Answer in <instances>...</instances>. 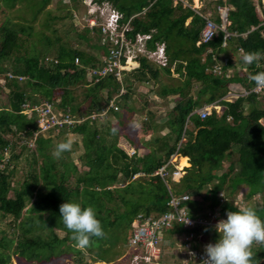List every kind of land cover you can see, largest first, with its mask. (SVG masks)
<instances>
[{
  "label": "trees",
  "instance_id": "16d2710c",
  "mask_svg": "<svg viewBox=\"0 0 264 264\" xmlns=\"http://www.w3.org/2000/svg\"><path fill=\"white\" fill-rule=\"evenodd\" d=\"M185 1L186 5L181 0H93L99 6L109 5L120 15L119 26L129 27L127 40L133 42L136 35H149L147 49L163 45L165 65L156 67L146 57L137 56V69L125 73L122 79L126 92L133 83L146 85L157 80L160 71L170 80L173 75L177 78L175 84L163 85L157 93L159 99H176L162 124L165 133L154 137L143 155L136 151L128 155L123 147L127 143L135 148L120 133L127 115H131L126 111L122 117L120 112L128 95L115 100L117 111L106 110L119 84L110 77L95 83L89 76V70L102 65L109 49L99 28L84 27L78 35L91 53L58 39L55 44L44 41L43 50L35 52L29 34L14 25H0V264H9L10 257L17 263L59 264L71 256L78 257L74 262L81 264L80 248H76L72 233L60 220L59 206L65 202L95 209L106 237H93L94 243L86 250L97 248L99 262H104L100 256L105 254L102 246H112L119 233L129 231L137 215L149 218L168 211L169 193L187 195L182 206L189 217L207 220L206 211L209 216L217 212L220 218H226L228 211H238L242 206L232 199L243 188L246 202L260 198V203L251 207L264 220V127L258 123L264 112L254 107L255 95L232 102L221 100L227 92L226 81L223 75L217 77L209 71L222 63L220 55L229 64V56L239 50H243L242 57L244 52L264 51V6L260 0L213 1V21L220 25L216 8L227 7L226 31L234 35L227 47L221 48L220 30L213 41L196 46L204 23L198 14L205 15V10H193L192 0ZM89 34H93L92 39ZM102 41L107 44H91ZM246 70L244 84L248 90L255 85L249 81V74L264 71V61L259 68L253 65ZM79 85L86 88L75 94ZM216 102L220 106L218 114L212 112L201 120L195 113ZM42 103L76 116L79 122L70 128L39 132L34 113L25 115L23 106ZM247 104L252 106L245 113ZM101 110L104 114L99 117ZM92 114L96 115L94 119L90 118ZM148 115L151 124L153 117ZM150 127L155 130L157 124ZM66 134L78 137L79 142L56 159L50 149L56 148ZM77 152L75 163L69 155ZM174 154L187 158L189 166L177 181L168 178L167 188L154 173ZM22 157L27 167L20 184L13 187L15 166ZM7 218L10 237L1 226ZM114 232L111 241L107 233ZM189 232L194 234L188 240L194 251L201 249L198 242L204 235L211 234L214 243L219 239L212 226L204 225L190 231L174 228L165 234L183 235L185 240ZM252 251L264 264V246L254 244Z\"/></svg>",
  "mask_w": 264,
  "mask_h": 264
},
{
  "label": "rangeland",
  "instance_id": "374dc122",
  "mask_svg": "<svg viewBox=\"0 0 264 264\" xmlns=\"http://www.w3.org/2000/svg\"><path fill=\"white\" fill-rule=\"evenodd\" d=\"M93 0H13L10 3H6L4 0H0V25L8 24L12 27L14 25L16 29L24 31L26 34H29V42L35 52L43 50V42H49V40L55 44V40H59L63 44H66L70 47H77L86 52L91 53L92 51L87 49L85 44L78 39V35L82 34V29L86 26V22L89 19L88 13L99 11L102 13L100 16L99 23H102L106 20V15L111 11V8L107 4H102L100 6L92 3ZM185 3V2H184ZM203 5L206 6L207 10L211 11L212 2L211 0H202ZM186 5V3H185ZM263 5V4H262ZM93 37V34H89ZM102 43L107 42H91L92 45L99 46ZM143 41L139 42L138 46L132 48V56L143 54L148 58V60L153 63L156 67L161 65L163 58H160L162 53L156 49L149 50L146 48L145 44L143 46ZM157 47L162 48V45ZM47 51L48 48L46 47ZM140 52H137V51ZM100 52H97V54ZM221 65V64H220ZM159 78L155 81H150L146 85L133 83L130 88V92H126L128 95V101L123 111L121 112L122 117L127 115L128 111H131V115H127L128 119L126 120V125L120 129V133L125 134L127 139L133 143L135 148H131L127 143L123 144L124 149L129 153L131 150L136 151L139 155L146 154L149 150V143L154 137L162 136L165 131L162 129V124L165 119L166 113H168L167 107L165 113H161L162 104L161 100L164 101V105L167 106V100L159 99L157 93L163 85L172 86L175 84L176 76L173 75L172 79L164 75L161 71L159 73ZM84 85H79L77 87V92L75 94H80L85 90ZM192 94L194 91L191 92ZM56 98V95H53V99ZM174 101L176 97L170 96ZM171 110V109H170ZM127 111V112H126ZM25 114H30L29 110L25 111ZM152 115V122L150 124L149 115ZM162 122V123H161ZM157 124V128L154 130L150 126ZM71 140L72 144L76 141L79 142V138L66 134L61 138L62 142ZM18 143L17 145H20ZM28 145H31L28 142ZM73 147V146H72ZM17 152V149H15ZM55 148H51L50 152L53 153ZM77 153L70 154V158L73 162L76 163ZM7 155V154H6ZM25 156V155H24ZM30 159V158H29ZM178 165V161L176 163ZM26 161L22 157L21 161L15 166V172L13 177V187L18 186L21 182L24 171L26 170ZM169 187V185H167ZM245 189L240 188L236 197L232 200L241 207L244 206H255L260 203V198L255 197L253 200L245 201L243 200ZM221 198V194L219 195ZM27 209V208H26ZM217 212L210 215L208 212H205V215L210 220ZM217 220V219H216ZM219 221V219H218ZM9 218H7L4 223L1 225L2 229L5 231V234L10 237L11 231L7 226ZM212 226V225H210ZM47 233L46 230L43 232ZM116 232L107 233L109 238L112 241ZM128 233H119L117 239H113L112 246H109L106 243L102 246V250L105 251V254L100 255L103 257L104 262H99V258L96 257L98 254V249L93 247L91 251L86 249L81 251L79 259L81 264H154L147 263L142 260V257L139 252H135L131 249L128 244ZM211 234L204 235L203 238L199 239V248L204 252L205 245L213 243L210 238ZM164 243L163 249L161 252V257L158 261V264H183V261H192L195 257L190 256L189 249L186 245L183 235H172L163 234ZM77 248V246H76ZM78 249V248H77ZM90 253V254H89ZM78 257L71 256L70 259H65L59 264H78L76 261ZM9 264H36V263H17L14 257H10ZM51 264V263H47Z\"/></svg>",
  "mask_w": 264,
  "mask_h": 264
},
{
  "label": "built area",
  "instance_id": "2783aa9c",
  "mask_svg": "<svg viewBox=\"0 0 264 264\" xmlns=\"http://www.w3.org/2000/svg\"><path fill=\"white\" fill-rule=\"evenodd\" d=\"M216 10L220 19V25H217L208 15H200L197 13L203 19L204 23L202 29L200 30L196 46L206 45L213 41L217 30H220L223 33L221 48H226L228 39L234 36L233 34L226 31V27L228 26V8L217 7ZM87 15L89 16V19L86 22L85 27L89 29L95 27L99 28L102 36L107 39V42L109 44L107 54L102 58V65L98 68L89 70V76L94 79L95 83L101 79L110 77L119 84L116 95H114L111 100H109L108 107L105 108L106 110L111 108L114 111H117L118 108L115 104V100L126 94V89L122 84L123 76L133 68L130 63V57L128 56L129 48L133 47V44L139 45V42L141 43V41H143V43L145 44L146 40H148L150 36L136 35L133 42L127 40L125 37V33L129 30V27L128 25L119 26L118 21L120 19V15L112 9L106 15V20L102 23L98 22L100 16H102V13H99V11L96 10L94 12L88 13ZM262 23L264 24V20L262 21ZM157 46L155 49L162 53L160 58H163L160 66H164L166 63L164 51L162 48H159ZM239 52L242 53L240 50ZM144 57L146 56L144 55ZM209 71L212 75L217 77H220L222 75V67L218 63L213 65ZM7 76L11 77L10 75ZM18 80H20V78H18ZM249 95L260 97L264 95V90L257 89L254 85L252 88L244 91L240 97L244 98L248 97ZM23 107L24 114L26 110H29L30 114L34 113L36 125L39 129V132L41 133H45L50 129L70 128L79 122V119L76 116L71 115L68 112H60L57 110L55 111L54 107L47 103H42L38 106L33 107L24 105ZM219 111L220 106L217 103H212L210 105H204L202 108L196 110L195 113L201 120H203L212 112L218 114ZM103 114L104 110H101L99 117H102ZM95 117L96 115L93 114L90 116V118L92 119H94ZM83 120L84 119H81V121ZM227 121H230V118H227ZM258 123L262 127H264V118L260 119ZM133 153L134 151L131 150L128 155H132ZM176 163L177 155L174 154L170 157L169 161L161 166L154 174L158 176L165 185H167L166 180L168 178L172 181H177L183 175V168H179ZM170 166H172L173 168L171 171L169 170ZM188 198L189 197L185 194L176 197L173 194L169 193L168 201L166 203V206L169 208L168 211L155 217L149 218H144L142 215L136 216L128 233L127 244L135 252L137 251L140 253L143 261L147 263L158 264V261L161 257L162 245L164 241L163 234L166 231H170L174 228H181L183 230L190 231L192 228L198 225H212V227L215 229V226L218 223V219L221 220L227 218H220L218 213L208 221L204 219L201 220L190 218L187 208L182 206V203L186 202ZM187 221H189V223H187ZM193 237L194 234L189 232L187 238L185 239V242H187L188 244L186 245L188 248H190L188 240ZM200 237L201 236L199 235L197 236L198 239ZM201 251L202 250L194 251L191 248L188 251L190 256H192L191 253H195V261L197 264H200V260L204 255V252Z\"/></svg>",
  "mask_w": 264,
  "mask_h": 264
},
{
  "label": "clouds",
  "instance_id": "9594fccd",
  "mask_svg": "<svg viewBox=\"0 0 264 264\" xmlns=\"http://www.w3.org/2000/svg\"><path fill=\"white\" fill-rule=\"evenodd\" d=\"M242 60L247 66L255 65L259 68L261 61H264V51L244 52ZM249 81L253 82L257 89L264 90V71L250 73ZM71 150L72 141L68 140L57 144L52 155L59 159L64 152ZM59 212L61 222L72 233L71 239L76 242L78 248L84 250L92 246L93 237L97 239L106 237L92 206L82 209L78 203L65 202L59 206ZM226 217L216 224L215 230L219 239L215 243L205 245L200 264H261L252 251L254 244L264 246V220L260 218L256 209L244 206L238 211L226 212ZM191 255L195 257V253ZM183 264L195 262L186 260Z\"/></svg>",
  "mask_w": 264,
  "mask_h": 264
},
{
  "label": "crops",
  "instance_id": "0c3cea01",
  "mask_svg": "<svg viewBox=\"0 0 264 264\" xmlns=\"http://www.w3.org/2000/svg\"><path fill=\"white\" fill-rule=\"evenodd\" d=\"M181 1L183 3L184 2L186 3L185 0H181ZM213 1H215V0H211V2H213ZM254 1H256V0H254ZM260 1H261L262 4L264 3V0H260ZM185 3H184V5H185ZM222 7H225V6H222ZM192 9L193 10L204 9L205 10V15H208L211 19L213 18L212 10L211 11L207 10L206 6L203 5L202 0H192ZM217 15H218V13H217ZM258 15H259L260 18L262 17L261 16V12L259 10H258ZM187 23H188V21L186 22V24ZM227 23H228L227 25H229V22H227ZM134 46H138V44H135V45L133 44V47ZM133 47L129 48V50L132 51ZM131 51L128 52V56L130 57V63L132 65V67H133L132 70H135L138 67V63L136 61V57L137 56H144V55L143 54L142 55L138 54V55L132 56L133 53L130 54ZM137 52H140V51L138 50ZM241 55H242V53H240L238 51L237 53H235V55L229 56V58H228L230 60L229 64L227 63V60H226L227 58H225L222 55L219 56L220 59L222 60L221 61L222 63H218V64H222L221 65V67H222V75H223L222 78H223V80L226 81V85L225 86H226L227 92H226L225 96L222 98L223 101H225V102H232L234 99L239 98L244 91H246L245 84H244V77H246V75H247V70H246L247 66L243 63ZM131 71H128L127 73H130ZM241 98H243V97H241ZM163 100H167L166 102H168V104H167V106H165L164 105L165 102L162 101V100L160 101L161 102L160 104H162V106L159 107V108H161V111H160L161 113H165L166 107H167V110L169 111L174 106V101L172 100V98L167 97V98H165ZM251 106L252 105L249 106V104H247L245 106V108H244V112L245 113L248 112L249 109L251 108ZM254 107L257 110L264 112V95H262L260 97H256ZM162 122H164V121H162ZM181 158L182 157L177 158L178 164H179V160ZM233 158L235 159V154H233L232 160H233ZM184 159H186V162H187V158H184ZM234 162H235V160H234ZM227 164L228 163L224 164V167ZM188 166L189 165H187L186 167H188ZM186 167H183V168H186Z\"/></svg>",
  "mask_w": 264,
  "mask_h": 264
},
{
  "label": "bare ground",
  "instance_id": "6f19581e",
  "mask_svg": "<svg viewBox=\"0 0 264 264\" xmlns=\"http://www.w3.org/2000/svg\"><path fill=\"white\" fill-rule=\"evenodd\" d=\"M187 165H188V164H187V162H186V159L181 158V159L179 160V164H178L179 168L186 167Z\"/></svg>",
  "mask_w": 264,
  "mask_h": 264
}]
</instances>
